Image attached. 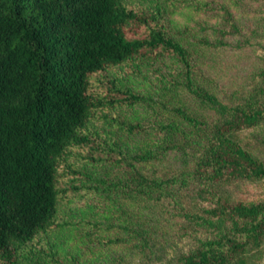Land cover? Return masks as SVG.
I'll list each match as a JSON object with an SVG mask.
<instances>
[{
  "label": "trees",
  "instance_id": "trees-1",
  "mask_svg": "<svg viewBox=\"0 0 264 264\" xmlns=\"http://www.w3.org/2000/svg\"><path fill=\"white\" fill-rule=\"evenodd\" d=\"M246 3L0 0V264H264V199L234 192L264 182L243 138L264 130V16ZM257 48L240 82L206 63ZM82 190L120 205L118 231Z\"/></svg>",
  "mask_w": 264,
  "mask_h": 264
},
{
  "label": "rangeland",
  "instance_id": "rangeland-1",
  "mask_svg": "<svg viewBox=\"0 0 264 264\" xmlns=\"http://www.w3.org/2000/svg\"><path fill=\"white\" fill-rule=\"evenodd\" d=\"M242 8V11L246 8V12L249 14L245 15L247 18H254L256 17L255 14H262L264 16L263 11H258V1L247 0V3L242 5ZM177 19L181 24L188 22V17L186 15L177 16ZM255 51L256 52L253 53L252 49H247L241 52L226 50L219 53L209 54L206 58V63L213 64V66L215 67L214 76H218L220 81H224V83H228V81L230 80L240 82V80H242V78L246 76L248 70L254 66L253 63L257 58L256 55L262 53L259 48H257ZM255 135L259 136L257 137L258 139H256ZM243 138L245 142L256 146V151H258L264 159V146L260 144L261 140L264 139V130L259 129L257 132L252 131V133L251 131L244 132ZM175 160L176 159L174 157H170L169 159L172 165L174 164ZM157 166L159 168L162 167V165ZM234 192L237 194V196L245 200L264 199V182H260L257 184H240L239 186L234 187ZM87 193V190L80 191L79 196H81L83 199H79L78 197L75 200L74 205L82 206L83 209L87 212V214L93 212L95 217L93 221H98L101 227H111V229L108 230L107 233H114L118 231L117 227L121 225V221H123L126 217H121V214L124 211L119 210L121 208L120 205L110 203L108 200H99L97 197L94 196L90 197L91 200L88 201L87 199L89 196L87 195ZM87 201L92 203V207H88V205L86 204ZM132 208L133 207H129V205L125 203L123 209L130 210ZM189 249L190 244L188 242L184 240H177L176 243L172 245V247H168L167 257H171L175 251L185 252ZM82 250L83 252H85L82 255V260L86 257L91 258V253L87 252L86 247H84V249ZM119 251L126 255H128L130 252L127 246L126 249H124L123 247L119 248ZM252 255L254 256L253 258L255 260H259L260 262L264 263V246L261 248V250L253 253ZM135 263H137V261H135L134 264Z\"/></svg>",
  "mask_w": 264,
  "mask_h": 264
}]
</instances>
